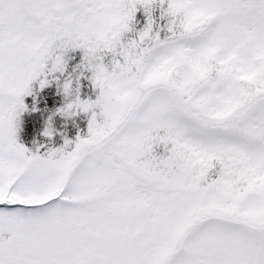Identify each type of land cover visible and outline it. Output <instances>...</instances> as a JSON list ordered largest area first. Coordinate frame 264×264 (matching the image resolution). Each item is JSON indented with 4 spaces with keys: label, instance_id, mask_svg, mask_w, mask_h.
Masks as SVG:
<instances>
[{
    "label": "snow or ice",
    "instance_id": "6c2138e0",
    "mask_svg": "<svg viewBox=\"0 0 264 264\" xmlns=\"http://www.w3.org/2000/svg\"><path fill=\"white\" fill-rule=\"evenodd\" d=\"M0 264H264V0H0Z\"/></svg>",
    "mask_w": 264,
    "mask_h": 264
},
{
    "label": "trees",
    "instance_id": "16d2710c",
    "mask_svg": "<svg viewBox=\"0 0 264 264\" xmlns=\"http://www.w3.org/2000/svg\"><path fill=\"white\" fill-rule=\"evenodd\" d=\"M77 59H78V57H77ZM45 91H48V90L46 89ZM52 93H53V95L55 94V87H54V86H53V88H52ZM41 95H43V94H41ZM45 99H47V98L45 97ZM59 103H60V98L57 97V98H56V104H55V105H52V106H50V107L58 106ZM57 118H59V117H57ZM78 118H79V117L74 118L73 122H72V121H69V122H68V123H69V126H70V127H68V129L71 128V127H73V126H75V125L77 124V119H78ZM70 122H72V123H70ZM60 123H61L62 129H64L65 127L63 126L62 122H60ZM57 126H58V123H57ZM27 127H28V126H27ZM68 129H64V131L67 132ZM37 137H38V136H37ZM41 138H42V137H38V139H41Z\"/></svg>",
    "mask_w": 264,
    "mask_h": 264
},
{
    "label": "rangeland",
    "instance_id": "374dc122",
    "mask_svg": "<svg viewBox=\"0 0 264 264\" xmlns=\"http://www.w3.org/2000/svg\"><path fill=\"white\" fill-rule=\"evenodd\" d=\"M84 95H86V96H87V95H92V91L90 90V88H89L86 92H84ZM92 96H93V98H94V95H92ZM80 117L82 118L83 122H84L85 125L87 126V119H86V117H84L83 115H81ZM24 119H25V116L23 115V116H22V120H24ZM86 126H85V127H86ZM80 133L83 134V132H80ZM76 134H77V133H76ZM76 134H74L72 137L74 138ZM21 138H23V137H22V133H21ZM31 141H32V140L30 139L29 142H28V146H29V147H31Z\"/></svg>",
    "mask_w": 264,
    "mask_h": 264
}]
</instances>
